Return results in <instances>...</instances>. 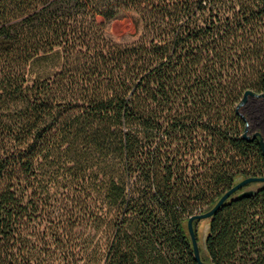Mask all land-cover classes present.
<instances>
[{"label": "trees", "instance_id": "obj_1", "mask_svg": "<svg viewBox=\"0 0 264 264\" xmlns=\"http://www.w3.org/2000/svg\"><path fill=\"white\" fill-rule=\"evenodd\" d=\"M263 89L264 0H0V264H198ZM206 220L201 260L264 264V182Z\"/></svg>", "mask_w": 264, "mask_h": 264}, {"label": "water", "instance_id": "obj_2", "mask_svg": "<svg viewBox=\"0 0 264 264\" xmlns=\"http://www.w3.org/2000/svg\"><path fill=\"white\" fill-rule=\"evenodd\" d=\"M252 97L264 98V89L261 92H255L252 90H245L242 93V96L239 99L238 103L236 104L235 109L237 110L238 108L242 107L246 103L247 99L252 98ZM241 116L243 119H245L242 114H241ZM247 130H248V124H247V122H245L242 137L247 139V140L255 139L259 145V148H260L262 155L264 156V138H263L262 134L259 131H253L251 134H249V133H247ZM250 182H264V176H249V177H245L243 179H240L230 189L225 191L218 198V200L214 203V205L212 207H210L208 210H206L202 213L193 214V215L188 217V219L186 221V228H187V232H188L191 244H192L194 259L197 261L198 264H213V263L201 260L198 241H197L195 233H194L193 221L195 219H197V220L208 219L218 209V207L223 203L224 200H226L228 197H230L232 194H234L236 191H238L239 189H241L243 186H245L246 184H248ZM255 192H256V189H254V188L243 189L240 192H238L234 196V198L249 196ZM207 232H208V223L205 224L203 231H202V235H201V244H202L203 249H205V241H206V237H207Z\"/></svg>", "mask_w": 264, "mask_h": 264}, {"label": "rangeland", "instance_id": "obj_3", "mask_svg": "<svg viewBox=\"0 0 264 264\" xmlns=\"http://www.w3.org/2000/svg\"><path fill=\"white\" fill-rule=\"evenodd\" d=\"M105 31L107 34L115 38H128L134 33V26L129 15H121L109 21L106 25ZM242 111L247 120L248 131H259L264 138V133L260 129V126L262 127V125H264L263 117H261L264 114V98H248L246 103L242 106ZM260 184L261 183H253L247 188H255ZM206 223V219H200L196 224L197 235L200 243L202 231Z\"/></svg>", "mask_w": 264, "mask_h": 264}, {"label": "crops", "instance_id": "obj_4", "mask_svg": "<svg viewBox=\"0 0 264 264\" xmlns=\"http://www.w3.org/2000/svg\"><path fill=\"white\" fill-rule=\"evenodd\" d=\"M260 114V113H259ZM261 117H263V120H264V114H263V116H261ZM264 122V121H263ZM262 125V124H261ZM260 126V125H259ZM260 129L262 130V132L264 133V125H262V127L260 126Z\"/></svg>", "mask_w": 264, "mask_h": 264}]
</instances>
